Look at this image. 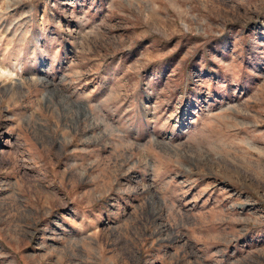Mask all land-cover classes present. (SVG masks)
<instances>
[{"label":"rangeland","instance_id":"374dc122","mask_svg":"<svg viewBox=\"0 0 264 264\" xmlns=\"http://www.w3.org/2000/svg\"><path fill=\"white\" fill-rule=\"evenodd\" d=\"M0 264H264V0H0Z\"/></svg>","mask_w":264,"mask_h":264}]
</instances>
